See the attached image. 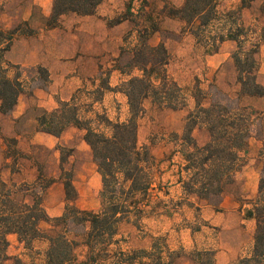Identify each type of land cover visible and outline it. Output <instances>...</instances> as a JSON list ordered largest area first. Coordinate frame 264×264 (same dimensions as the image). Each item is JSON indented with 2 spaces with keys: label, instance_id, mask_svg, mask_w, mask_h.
Returning a JSON list of instances; mask_svg holds the SVG:
<instances>
[{
  "label": "trees",
  "instance_id": "1",
  "mask_svg": "<svg viewBox=\"0 0 264 264\" xmlns=\"http://www.w3.org/2000/svg\"><path fill=\"white\" fill-rule=\"evenodd\" d=\"M103 1L53 0L48 26L56 27L62 16L71 13L94 15ZM253 1L242 0L238 8L225 7L223 0H184L181 7H165L166 15L185 21L189 31L199 41H204L203 32L217 27L214 33L209 32L213 33L211 37H204L209 52H217L226 40L236 42L232 60L240 86L238 97H225L209 107L197 101L196 110L187 117L180 138L182 147L179 153L185 161L183 170L186 176L181 175L179 182L187 196H193L214 208H219L226 188L235 182L233 173L241 154L248 151L258 119L264 142V111L258 112L240 102L244 97L264 98V86L257 80V55L261 42H264V24L257 40L255 30L246 27L242 21V10L250 7ZM261 15L264 18V2ZM156 30L153 24L138 31L137 45L126 63L118 67L128 79L116 87H111L109 80L105 79L96 91L123 94L129 107L126 121H112L105 113L95 112V104L100 101L98 98L84 109L76 94L69 101H59L58 108L53 111L38 109L39 132L60 138L69 127L74 126L84 133L83 140L89 145L93 161L102 176L101 206L99 210H85L74 204L79 192L73 183L72 173H66L63 182L69 204L58 218H51L43 205L45 194L54 180H48L42 171L32 182H1L0 262L8 259V235L16 234L30 250H34L33 244L37 240L48 243L42 264H102L109 258L110 247L118 242L114 240L120 223L133 214L141 217L145 213L152 187L150 169L154 158L148 148L139 146V121L146 114L148 101L160 108L175 109L177 102L183 98L180 85L168 72L171 54L167 46L162 42L154 46L150 42ZM19 31L20 27L6 33L0 31V37L4 36L6 43L0 49V111L4 115L14 111L25 88L21 68L10 63L3 64V54L9 50L14 35ZM12 70H16L14 77L10 76ZM36 70L44 75L46 83L49 82L46 69L38 66ZM135 72L138 74L134 75ZM32 95L33 92L30 93ZM89 113L94 115L90 116ZM198 123L205 125L209 133L208 142L202 146L196 143L192 134ZM12 140L16 142V139ZM71 155L72 152L69 153ZM260 156L262 167L258 196L245 212V219L256 223L252 256L246 260L253 264H264V145ZM60 159L61 163L66 160L63 155ZM13 172H16L14 168ZM42 222L51 227L43 229ZM77 226L82 228V233ZM81 246L86 249L83 260H79L77 254ZM151 249L150 252L141 253L145 254L150 264H173L171 256L174 251L166 245L155 243ZM115 252L126 258L118 259L116 264H141V259L137 261V253H126L120 249ZM164 255L167 256L166 261ZM17 262L24 264L21 260ZM195 264H217L215 252H198Z\"/></svg>",
  "mask_w": 264,
  "mask_h": 264
},
{
  "label": "rangeland",
  "instance_id": "2",
  "mask_svg": "<svg viewBox=\"0 0 264 264\" xmlns=\"http://www.w3.org/2000/svg\"><path fill=\"white\" fill-rule=\"evenodd\" d=\"M52 1L38 0L43 9L47 8ZM108 3L109 5H107ZM101 4L99 11H103L104 14L106 13L105 5L116 7L119 3L117 0H105ZM140 5H145L148 10H144V8L141 13ZM224 5L227 7L225 3ZM166 6H175V2L173 0H126L120 6L123 10L121 9L119 14H115L112 20L116 23L122 18L129 17L128 10L130 11V9L134 10L131 13L138 15L131 22L137 19L149 21V13H153L155 20L152 23H155L157 30L156 35L152 34L151 39L154 38L152 44L160 38L162 43H167L171 54L168 72L172 79L180 85L183 98L177 102L175 109L160 108L153 105L151 101L146 103V114L139 121L138 143L139 146L148 148L154 158L150 169L152 187L148 206L141 217L133 214L120 223L118 235L114 240L118 242L110 247L109 258L105 259L102 264H116L118 259H126L119 256L115 252L116 249L126 253H137V261L141 259V264H150L151 262L145 259V254L141 253L152 251L151 248L155 243L166 245L169 250L174 251L171 256L173 264H195L197 253L206 250L215 252L217 264L219 261L222 264H253L247 263L246 260L252 256L256 223L254 220L245 219V212L252 207V203L258 196L262 167L260 152L264 145L260 134L259 119L255 121L248 151L241 154L240 162L233 173L235 182L226 188L219 208H214L186 194L184 199H180L178 190L173 188L174 185L154 186L159 182L162 183L163 175L168 172L179 176V180L181 175L186 176V172L183 170L185 161L181 154L178 159L174 158V163L171 162L170 165L168 163L182 147L180 138L183 132L181 131H184L187 117L195 112L197 101H200L204 107H209L213 102L225 99V97L236 99L240 90L237 83V70L233 65L226 64L218 75L212 76L209 73L205 68L206 61L202 52L191 50L194 45L189 39V34H192L190 29L187 26H172L166 23ZM1 11H3V4H0ZM261 22H264V18ZM19 27L26 34L37 32L27 23ZM215 30L217 31V27L214 30L210 28L207 32H203L202 36L211 37L210 35ZM210 31L213 33L210 34ZM138 34L135 33L134 28L127 32L120 56L111 66H105L97 74L86 73L84 74L86 76L81 78L82 84L75 94L84 109L91 104L92 100L98 98L99 102L106 100L111 104L112 113L110 115H113L114 121L124 122L129 118L126 102H122L121 98H111V95L106 98L105 95L109 94L108 91L104 93L101 91V93H96V91L102 86L105 79L109 80L110 85L116 82H119L120 85L128 79V76L121 72V75L113 72L129 59L137 45ZM15 37L16 34L13 40ZM204 37L202 39L204 41H199L203 46L206 45ZM257 60L259 62L258 55ZM37 67L20 69L25 82V94L29 95L38 86L46 90L49 87V82L46 83L44 75L36 70ZM14 73L16 70H12L10 75L14 77ZM137 74V72L134 73V75ZM29 101H31V107L26 117L18 120L7 118L0 123V183L32 182L37 178L39 171H42L48 180H54L45 194L43 205L47 211L57 212L59 207L64 206V202L66 206L69 204L66 197L64 199L63 182L66 179V173H72L76 189L83 193L79 194V198L74 204L80 208L99 210L103 184L102 180L95 179L97 168L91 150H87L86 145L82 142L83 136L67 132L63 138L53 139L54 148L31 143L35 132L33 119L39 115V111L35 108V102ZM240 102L244 106H251L258 112L264 111V101L258 102V100L244 97ZM100 104L95 105L94 111L105 113ZM89 115L92 116L94 113H89ZM11 127L15 129L17 135L21 134V138L17 139L6 134ZM192 134L200 146L209 140L208 130L202 123L197 124ZM12 139H16V142ZM4 147L6 148L4 149ZM15 151L19 153V156ZM70 152H72L71 156H69ZM61 155L66 158L63 163H61ZM6 160L9 162L7 163ZM13 168L16 172H13ZM9 172H11L10 176ZM77 228L82 233V228L80 226ZM185 234H188L187 236L191 240H199L202 247L193 250L179 247L173 250L171 244L174 245L179 240L185 239ZM33 247L34 250L29 253L30 264H42L46 245L34 242ZM77 254L79 260H83L86 257V249L83 246L79 247ZM163 259L166 261L167 256L164 255ZM10 264H18V262Z\"/></svg>",
  "mask_w": 264,
  "mask_h": 264
},
{
  "label": "crops",
  "instance_id": "3",
  "mask_svg": "<svg viewBox=\"0 0 264 264\" xmlns=\"http://www.w3.org/2000/svg\"><path fill=\"white\" fill-rule=\"evenodd\" d=\"M118 5L116 7L104 6V11H99L102 4L97 8L94 15L81 16L74 13L64 15L60 18L59 24L56 27H49L48 22L51 17L53 8V1L43 9L38 0H2L3 11L0 12V31L6 33L12 31L15 28L29 24L31 28L37 30L35 34H26L20 30L16 33V37L11 42L9 50L4 52L3 61L4 65L10 63L15 66H19L21 69L41 66L49 73V87L46 89L35 88L33 95L25 94V91L19 96L18 103L14 111L10 115H4L0 111V123L7 118L18 120L27 116L31 107V101L35 102V108L45 109L47 111H53L58 108L59 101H69L73 95H75L77 89L81 86L84 74L93 73L97 74L105 66H111L115 62V59L119 58L121 48L124 46L125 37L127 32L135 29V33H138L143 28L150 27L155 24L152 23L155 19L152 12L149 13V21L137 19L138 15L133 9L128 10L129 17L122 18L121 22H112L115 14H119L123 9L120 7L126 0H117ZM176 7H181L184 0H173ZM227 5V8H238L241 5L242 0H223ZM264 0H254L250 7L242 10V21L246 27L255 30V38L260 39V33L264 22H261L263 16L261 15V6ZM139 8V7H138ZM145 8V9H144ZM122 9V10H121ZM148 10L145 5H140L139 11L142 13L144 10ZM165 19L172 26H186L185 21L167 16ZM153 35H156L154 32ZM4 37V36H3ZM0 37V49L6 46L5 40ZM190 41L193 42L191 50L195 49L201 51L206 61V67L212 76L218 75L221 69L227 64L234 65L232 60V53L236 48V42L232 40L224 41L217 52H209V46H203L199 39L193 34H189ZM151 44L154 42V38L150 40ZM260 41V40H259ZM161 38L158 39L152 45L156 46L161 43ZM167 46V43H165ZM168 48V47H167ZM259 58V71L257 73V80L264 86V42H261L260 51L258 53ZM190 69V68H188ZM114 74L120 73L119 70H114ZM15 75V73H14ZM88 75V74H87ZM121 75V73H120ZM11 76V75H10ZM13 77V76H11ZM119 82L111 84L112 87L118 86ZM25 89V88H24ZM120 99L122 102L127 103V98L119 92H109L105 97ZM247 99L255 100L258 102L264 101V98L247 97ZM32 101V102H33ZM101 103V104H100ZM100 104L101 109L105 110V113L110 120H113L111 104L103 100L97 102L95 105ZM1 105V100H0ZM128 105V104H127ZM96 108V107H94ZM129 109V107H128ZM37 116L33 119L35 126V132L31 143L42 144L54 148L55 143L53 139H60L67 132L79 134L83 136V132L77 127H69L60 138L54 137L50 134L39 132L37 130ZM183 132V131H181ZM9 136H14L17 139L21 138V134H16L15 129L11 127L9 132L6 133ZM44 135V137H43ZM47 141V142H46ZM87 150H91L89 145L83 140ZM6 147H4L5 149ZM180 153L177 152L173 159L168 163L169 165L174 163V158L178 159ZM182 160V157H180ZM8 163L9 161L6 160ZM97 168V166H96ZM168 170V168H166ZM11 175V172L8 173ZM176 178V179H175ZM95 179L102 180L101 174L96 169ZM164 181L154 185L157 186H169L174 185L173 188L179 192V198L184 199L186 197L182 184L179 182V176L173 175L172 172H168L163 175ZM64 189V186H63ZM170 190V188H168ZM79 194H83L81 191ZM64 189V199H65ZM179 199V200H180ZM77 202V201H76ZM79 207L78 205H76ZM65 202L63 207H59L57 212L53 210L47 211L51 218L61 217L65 212ZM80 208V207H79ZM85 209V208H81ZM94 210V209H85ZM41 227L48 229L51 226L48 223L42 222ZM188 234H185V239L179 240L174 245L171 244V248L177 249L179 247L185 250H193L202 247V243L196 239H189ZM8 240L10 245L7 249L8 259L0 264H10L21 260L24 264H30L29 253L30 249L26 248L25 244L19 241L16 234H9ZM35 243H43L48 247V243L45 241L37 240ZM45 249V250H46ZM219 264H222V262Z\"/></svg>",
  "mask_w": 264,
  "mask_h": 264
}]
</instances>
